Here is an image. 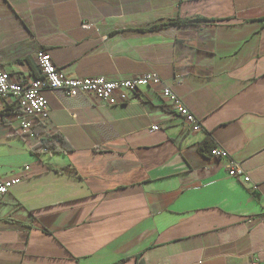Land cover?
<instances>
[{"label": "crops", "instance_id": "0c3cea01", "mask_svg": "<svg viewBox=\"0 0 264 264\" xmlns=\"http://www.w3.org/2000/svg\"><path fill=\"white\" fill-rule=\"evenodd\" d=\"M41 49L68 77L157 73L202 130L160 88L117 107L48 93L50 123L28 133L0 102V178L20 180L0 202V264H264V0H0L13 81L40 75ZM209 135L257 192L199 153ZM54 136L72 151L46 152Z\"/></svg>", "mask_w": 264, "mask_h": 264}, {"label": "built area", "instance_id": "2783aa9c", "mask_svg": "<svg viewBox=\"0 0 264 264\" xmlns=\"http://www.w3.org/2000/svg\"><path fill=\"white\" fill-rule=\"evenodd\" d=\"M84 28L87 26L84 25ZM36 62L40 76L29 83L13 81L10 74L0 66V102L13 100L21 110L19 130L23 133L30 132L35 124L46 126L50 123L48 93L61 91L70 98L87 95L101 105L117 107L126 105L133 99H139L138 93L144 88H160L162 98L168 108L181 118L193 132L202 130L201 123L186 107L182 99L155 72L119 79L68 77L55 66L48 51L43 49L37 52ZM158 130L159 127H152V131ZM211 157L217 161L227 160V173L230 178L238 179L248 185L252 192L259 190L258 184L252 181L242 163L231 159L226 150L216 146ZM19 182V179L4 181L0 178V202ZM252 264L259 263L253 262Z\"/></svg>", "mask_w": 264, "mask_h": 264}, {"label": "trees", "instance_id": "16d2710c", "mask_svg": "<svg viewBox=\"0 0 264 264\" xmlns=\"http://www.w3.org/2000/svg\"><path fill=\"white\" fill-rule=\"evenodd\" d=\"M179 26H188L192 24V22H178ZM160 27H152L149 30L154 31L159 29ZM40 76V75H39ZM38 76V77H39ZM37 77V78H38ZM42 148L46 149V152L49 153H62L66 154L72 151V148L69 144L66 143L63 139H61L59 136L54 137H47L41 141ZM216 147V144L214 142V139L211 135H209L200 145H199V153L202 154L205 157H211L213 149ZM63 171L67 172H74L75 170L72 169H64Z\"/></svg>", "mask_w": 264, "mask_h": 264}]
</instances>
